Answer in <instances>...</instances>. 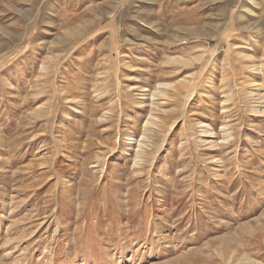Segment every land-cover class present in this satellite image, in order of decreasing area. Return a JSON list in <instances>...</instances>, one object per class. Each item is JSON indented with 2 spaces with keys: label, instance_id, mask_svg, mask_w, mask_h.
Masks as SVG:
<instances>
[{
  "label": "rangeland",
  "instance_id": "1",
  "mask_svg": "<svg viewBox=\"0 0 264 264\" xmlns=\"http://www.w3.org/2000/svg\"><path fill=\"white\" fill-rule=\"evenodd\" d=\"M261 102L264 0H0V264H264Z\"/></svg>",
  "mask_w": 264,
  "mask_h": 264
},
{
  "label": "bare ground",
  "instance_id": "2",
  "mask_svg": "<svg viewBox=\"0 0 264 264\" xmlns=\"http://www.w3.org/2000/svg\"><path fill=\"white\" fill-rule=\"evenodd\" d=\"M252 84V83H251ZM164 87V89L165 90H167V89H171V88H173V86H171V85H164L163 86ZM175 87V86H174ZM259 89H260V87H259ZM176 90V89H175ZM242 92H243V94H244V96H245V98H248L249 96H251L252 95V90L250 89V87L248 86V87H244L243 89H242ZM260 97V96H259ZM159 100H161L160 98H158ZM254 110L256 111V112H264V102H261L260 104H258V105H256L255 107H254ZM156 118L155 117H152V116H150V117H148V121H147V123L145 124L146 126H148V125H154L155 123H156ZM247 259V258H246ZM237 264H243L241 261H239ZM246 264H259V262H257V261H255L254 259H253V261L252 260H249V261H247L246 262Z\"/></svg>",
  "mask_w": 264,
  "mask_h": 264
}]
</instances>
